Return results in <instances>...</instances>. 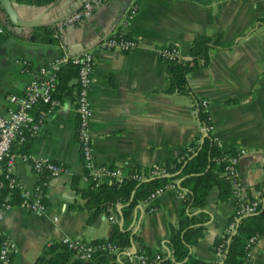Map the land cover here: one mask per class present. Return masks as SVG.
<instances>
[{
  "label": "crops",
  "instance_id": "0c3cea01",
  "mask_svg": "<svg viewBox=\"0 0 264 264\" xmlns=\"http://www.w3.org/2000/svg\"><path fill=\"white\" fill-rule=\"evenodd\" d=\"M84 1L11 4L17 21L23 23L18 26L0 7V112L9 106L7 96L24 94L38 66L63 53L90 51L88 131L95 166L147 168L180 155L205 135L196 118V100H204L202 108L208 112L215 145L221 150L247 151L236 164L241 191L247 198L264 200V0H102L89 17L56 26ZM132 5L134 14L127 19ZM119 30L136 41L134 50L123 53L98 46L102 38ZM217 33L227 47L211 49L205 65L186 73L190 93L165 91V65L156 49L174 45L186 57L195 35ZM69 85L70 92L53 105H38L30 111L35 117L42 114L43 124L25 152L61 163L66 171L45 177L35 172L30 161L16 159L18 180L25 189H41L45 211L36 215L20 204L0 210V232L17 248L15 264H40L41 258L58 253L60 248L52 246L64 238L87 243L106 238L113 223L109 217L128 232L130 241L110 264H142L134 254L140 244L167 258L171 229L183 215L198 211L206 220L190 253L201 261L221 264L212 249L213 240L228 233L236 200L231 194L220 200L217 186L208 191L201 208L191 209L184 206V190L174 179L175 186L136 204L126 220L118 217L122 205L116 204L114 210L88 221L86 200L72 186L75 177L79 187L88 184L83 180L86 169L77 143L76 77ZM15 146V153L22 154ZM150 207L155 210L148 211ZM72 259L76 258L71 255L67 264ZM247 261L264 264V230Z\"/></svg>",
  "mask_w": 264,
  "mask_h": 264
},
{
  "label": "trees",
  "instance_id": "16d2710c",
  "mask_svg": "<svg viewBox=\"0 0 264 264\" xmlns=\"http://www.w3.org/2000/svg\"><path fill=\"white\" fill-rule=\"evenodd\" d=\"M8 1L10 4L25 2L32 5H50L57 0ZM119 33H121V37L130 38L124 31L120 30L116 31L113 37H118ZM172 46L167 45L164 48L168 49ZM226 47L221 43L218 33L213 36L195 35L190 42L186 57L179 56L166 59L158 55V59L165 65V91L189 94V87L185 79L186 73L195 67L205 65L211 49ZM76 76L77 69L74 65L66 64L61 67L58 72L56 86L52 91V99L58 100L62 95L68 94L72 87L69 85V81ZM196 104V118L200 126H210L208 112L199 105L198 100H196ZM40 105H44L46 108L49 106L42 103ZM198 136L200 135H196V138ZM29 139L26 138L16 144L15 147L20 149L19 152L25 153L28 150ZM189 146V150L186 149L175 157H166L154 166L140 168L132 165L122 169L123 178L120 182H100L96 185L89 182L86 187H79V180L75 177L72 186L76 194L86 200L85 206L89 211L88 221H91L101 212L107 213L108 209L114 210L116 204L122 205L121 214L118 217L126 220L136 204L144 202L155 189L171 183L174 179L179 180L177 185L184 190L183 204L188 208H201L208 191L213 186L218 188V198L224 200L230 194V189L224 176H220L222 172L221 164L215 159L223 153L234 151L219 149L212 139L211 131H206L205 135L201 137V141L192 142ZM154 171H156L155 174H153ZM133 175L141 178L135 179L132 177ZM263 195L264 193H261V197ZM12 197L14 201H19L17 193H12ZM205 220L206 216L202 211L195 214L187 213L180 218L178 224L170 231V257L164 258L161 253L158 256V251L152 252L141 244L134 247V254H142L145 259L144 264H211L194 258L190 253V246L200 237ZM263 230L264 200L259 203L256 213L243 216L237 221L233 233L225 232L216 237L213 240L212 249L220 251L221 264H248L244 255L245 242L251 235L261 234ZM131 239L132 242L135 241V235H132ZM88 243L98 246L111 243L116 247V250L110 252L106 249L96 248L88 260L72 259L71 264H110L115 261L118 253L129 246L130 241L128 240V232L123 230L122 227H118L117 222H113L106 238L94 239ZM53 245V249L60 248L58 253L50 258H41L39 263L67 264L72 252L62 243Z\"/></svg>",
  "mask_w": 264,
  "mask_h": 264
},
{
  "label": "built area",
  "instance_id": "2783aa9c",
  "mask_svg": "<svg viewBox=\"0 0 264 264\" xmlns=\"http://www.w3.org/2000/svg\"><path fill=\"white\" fill-rule=\"evenodd\" d=\"M101 2L102 0L84 1L78 10L72 12L67 18L56 22V26L61 28L74 24L81 18L89 17L93 9ZM134 11L135 6H130L127 19L132 17ZM98 46L101 49L118 50L127 53L134 50L137 47V43L132 38L121 37V33H119L116 38L113 37V34L102 38L98 42ZM164 47L162 46L156 49L157 55L165 57L166 59L180 56L178 49L174 45L168 49ZM66 64H72L77 69L75 111L77 115V143L80 149L81 160L86 169L83 180L87 184L91 182L93 185H96L103 178L116 182H120L123 178L122 169L119 167L95 166L93 164L88 131L90 118L88 87L91 82L93 55L90 51H83L78 54L63 53L38 66L31 80L27 83L23 95H9L6 97L9 106L5 113L0 112V210H8L14 205L20 204L36 215L45 211L41 189H25L15 174L16 159L18 156L23 161H30L35 172L40 175H45V177H57L66 171V167L61 163L39 159L30 153L17 154L13 150L15 144H18L26 138H33L40 132L43 124V115L40 114L38 117H35L30 111L41 103L48 104L49 106L55 103L56 100L52 99V91L56 86L58 72ZM24 65H27V63H24ZM199 105L205 107V101L199 100ZM210 130L211 126L201 127V133L205 134L206 131ZM245 155H247V151L245 149H239L232 153H223L215 159L221 164V173L229 185L230 194L236 200L232 220L227 224L228 233L234 232V227L241 217L256 213L259 203L263 200L260 198H247L241 191L236 164ZM155 173L156 171L153 172V174ZM132 177L135 179L141 178L137 175H133ZM173 186H175V183L172 181L163 187L155 189L144 203L151 201L163 190ZM12 193L18 194L19 201L13 200ZM154 210L155 207L148 208V211ZM109 219L113 222L115 221L111 217ZM256 238L257 234L251 235L245 242L244 255L246 260L250 258V251ZM62 244L67 246L76 259L84 261L90 258L91 253L96 248L106 249L110 252L116 250V247L111 243L98 246L78 239L64 238ZM16 252L17 248L15 243L0 232V264H15L14 255ZM216 252L221 256L219 250ZM138 259L144 264L145 259L142 254L138 255Z\"/></svg>",
  "mask_w": 264,
  "mask_h": 264
},
{
  "label": "water",
  "instance_id": "95a60500",
  "mask_svg": "<svg viewBox=\"0 0 264 264\" xmlns=\"http://www.w3.org/2000/svg\"><path fill=\"white\" fill-rule=\"evenodd\" d=\"M0 7L13 25H23L22 22L17 21L16 13L8 0H0Z\"/></svg>",
  "mask_w": 264,
  "mask_h": 264
},
{
  "label": "rangeland",
  "instance_id": "374dc122",
  "mask_svg": "<svg viewBox=\"0 0 264 264\" xmlns=\"http://www.w3.org/2000/svg\"><path fill=\"white\" fill-rule=\"evenodd\" d=\"M211 131V130H210Z\"/></svg>",
  "mask_w": 264,
  "mask_h": 264
}]
</instances>
